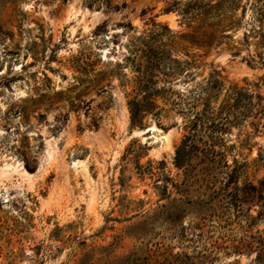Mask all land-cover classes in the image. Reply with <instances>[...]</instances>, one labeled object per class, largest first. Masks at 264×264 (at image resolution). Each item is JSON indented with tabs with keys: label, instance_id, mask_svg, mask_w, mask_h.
I'll return each instance as SVG.
<instances>
[{
	"label": "rangeland",
	"instance_id": "obj_1",
	"mask_svg": "<svg viewBox=\"0 0 264 264\" xmlns=\"http://www.w3.org/2000/svg\"><path fill=\"white\" fill-rule=\"evenodd\" d=\"M188 1L0 0V264H160L192 250L173 230L196 220L197 201L222 180L206 179L195 157L174 164L184 130L170 100L130 126L127 55L145 40L181 60L200 55L198 79L216 69L225 86L264 97V63H247L259 52L264 61V17L238 8L214 26L218 43L197 48L177 10ZM179 79L176 90L192 85ZM261 122L224 134L227 161L242 163L238 187L264 179ZM213 254L209 264H255V252Z\"/></svg>",
	"mask_w": 264,
	"mask_h": 264
},
{
	"label": "trees",
	"instance_id": "obj_2",
	"mask_svg": "<svg viewBox=\"0 0 264 264\" xmlns=\"http://www.w3.org/2000/svg\"><path fill=\"white\" fill-rule=\"evenodd\" d=\"M258 1L246 0L241 4V0H189L177 10L192 27L187 35L191 46L209 49L215 41L218 43L214 26L230 21L238 8L244 15L247 6L257 5L255 17L258 21L263 18L264 0ZM256 56L257 62L247 63L263 64L262 54L259 52ZM199 57L196 54L182 60L171 57L164 47L147 40L134 46L127 55L132 71L127 100L130 126H141L148 115H157L161 109L158 98L170 100L182 117L184 130L175 148L174 164L180 167L195 157L206 179L222 180L206 200L197 201L203 203L204 208L198 211L196 220L179 224L173 230L183 246L191 245L192 250L167 252L161 255L160 264H209L216 257L213 253L219 249L255 252L254 263L264 264V234L257 230L249 232L256 221L264 220V179L258 185L248 182L238 187L236 182L242 163L235 157L227 161L228 145L224 140V134L231 127L244 122L254 131L259 130L264 118V97L236 83L225 86L216 69L198 79V68L202 65ZM176 79L192 85L176 90L172 85ZM253 205L258 206L255 215L250 212ZM232 222L244 227L239 237L230 235V229L227 230Z\"/></svg>",
	"mask_w": 264,
	"mask_h": 264
},
{
	"label": "bare ground",
	"instance_id": "obj_3",
	"mask_svg": "<svg viewBox=\"0 0 264 264\" xmlns=\"http://www.w3.org/2000/svg\"><path fill=\"white\" fill-rule=\"evenodd\" d=\"M155 128H156V127H155L154 125L150 126V129H151V130H153V129H155ZM163 139L167 140L166 135L163 136Z\"/></svg>",
	"mask_w": 264,
	"mask_h": 264
}]
</instances>
